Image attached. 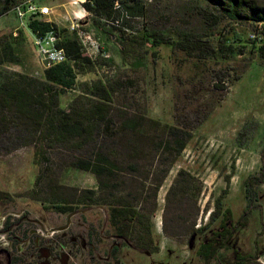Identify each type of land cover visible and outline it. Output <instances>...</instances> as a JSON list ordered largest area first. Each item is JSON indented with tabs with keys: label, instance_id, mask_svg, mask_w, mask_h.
Masks as SVG:
<instances>
[{
	"label": "trees",
	"instance_id": "trees-1",
	"mask_svg": "<svg viewBox=\"0 0 264 264\" xmlns=\"http://www.w3.org/2000/svg\"><path fill=\"white\" fill-rule=\"evenodd\" d=\"M25 1L31 0H2L0 16ZM187 5L184 13L198 18L201 25L198 31L134 30L129 22L142 18L144 0L80 3L91 25L104 33L118 51L124 70L135 73L134 63L146 56L152 61L160 60L158 51L165 48L168 64L180 68L190 63L202 78L209 76L212 89L225 92L238 80L235 68L229 65L233 58L253 51L264 57V46H254L264 44V0H188ZM25 29L31 38L49 31L55 33L59 39L55 46L64 52L66 62L45 67L41 78L0 71V155L30 147L31 163L37 170L32 187L25 192L29 200L61 216L100 209L105 217L106 234L126 240L136 251L156 252L150 221L156 210L157 192L188 145L191 130L209 112L202 107L188 109L189 102L183 104L178 93L173 100L172 124L150 118L142 110L131 112L118 105L117 95L125 85L133 87L135 81L121 83L118 78L105 77L104 81L77 84V75L95 64L105 65L106 61L100 58L91 61L76 38L50 22L26 20ZM247 30L253 32V39L247 37ZM13 42L0 38V66L18 63ZM196 75L194 72L187 82ZM74 90L62 105L60 97ZM188 97L183 95V100ZM246 126L245 122L236 134L237 145L242 144L247 134L249 125ZM258 160L256 176L244 180L247 204L237 226H244L247 212L255 208L251 206L256 200L253 185H264V148L259 151ZM64 168L90 174L96 191L59 185L58 175ZM229 178L230 175L223 177L225 185ZM199 190L197 180L179 169L164 195L165 201L193 202L177 217L186 231L194 227ZM225 195L226 187L213 199V211L207 213L206 226L215 218L221 219L218 230L212 231L197 248L196 256L205 264L212 261L228 264L221 255L216 257L219 250H231L227 241L232 233L224 226L231 218L230 211L222 209L221 203ZM7 197L8 194L0 192V201ZM163 234L171 239L178 232L172 228V232ZM253 259L254 256L235 255L233 264H249Z\"/></svg>",
	"mask_w": 264,
	"mask_h": 264
},
{
	"label": "rangeland",
	"instance_id": "rangeland-1",
	"mask_svg": "<svg viewBox=\"0 0 264 264\" xmlns=\"http://www.w3.org/2000/svg\"><path fill=\"white\" fill-rule=\"evenodd\" d=\"M83 1L31 0L36 6L49 8V16L42 20H55L56 27L63 29L71 38L75 39V36L63 27H67L70 19L75 17L80 22L87 23L83 26V31L93 40H98L105 57L92 56L93 51L89 50L87 52L82 50V52L87 57L89 54L88 58L91 61L100 58L106 61V64L98 63L92 68L85 69L83 73L77 75V84L96 80L104 81L105 77L118 78L121 83L128 80L135 81L133 87L123 85L124 87L118 91L117 97L120 98L118 105L128 108L131 112L142 110L146 116L157 119L161 123L172 124L173 100L177 93L183 104L189 102L188 109L202 107L209 112L205 120L191 130L188 145L181 152L176 164L169 170L162 187L158 190L157 211L153 219L154 231H157L156 241L160 248L193 251L194 238H186L184 225H179L177 221L182 211L193 205V202L178 200L174 202L170 199L165 201V192L176 172L181 169L192 175L200 188L195 199L198 213L194 225L202 226L206 223V212L212 209L213 199L225 187L226 195L222 199V206L232 210V222L237 220L246 203L243 193L244 180L247 177L256 176L259 167V151L264 148V57H259L253 51L233 58L229 65L235 68L238 80L225 92L212 89L209 76L205 75L202 78L199 71L193 69L190 63L180 68L168 64L165 48L158 51L160 60L152 61L149 56H146L134 63L135 73L128 72L120 66L119 53L114 45L105 39L104 33L91 25L89 15L80 6ZM1 3L2 0L0 5ZM187 4L188 0H144L145 12L142 18L133 19L129 24L138 32L149 29L165 32L170 28L198 31L201 28L198 18L188 15V12L184 13L185 8L188 7ZM65 9L68 11L63 14L62 11ZM25 25L26 20L19 21L12 10L0 16V38L14 40L13 49L18 58L16 65L5 64L0 66V71L20 72L41 78L45 65L36 54L32 38L26 31ZM245 33L253 34L249 30ZM260 44L264 46L263 43H256L254 46L257 47ZM194 72H197L196 77L187 82ZM75 92V90L66 91L60 97L62 105ZM183 95L189 96L188 100H183ZM214 102L217 103L214 104ZM245 122L247 126L249 125V129L245 138L242 139V144L237 145L236 134ZM36 170L31 163L30 147L0 155V192L8 194L6 200L0 201V223L6 215L22 218L23 221L15 232L16 235L19 237L22 230L28 231V235L33 233L32 242L29 243L32 245V250L26 246V240L17 246V252L22 253L23 257L19 264L28 262L32 264H117L107 255L108 249L114 242L102 235V230L98 228L97 220L103 219L104 215L102 210L90 209L61 216L44 208L39 202L27 198L25 192L32 187ZM226 175H230L227 185L223 180ZM57 182L63 187L78 190L90 189L94 185V179L90 174L68 168L60 171ZM253 195L258 207L249 211L245 225L235 229L229 244L237 253L244 255L252 253L254 243L256 248L263 246L258 260H253L249 264H264V185H253ZM172 228H175L179 235H184L177 242L166 240L163 234V232L165 234L172 232ZM89 231L92 234L90 239L87 235ZM97 232L98 241L94 236ZM1 237L3 239V235ZM1 241L4 245L3 240ZM117 260L119 264H161L163 262V260L155 259L154 255L137 252L127 247L121 250ZM153 261L155 263H152ZM169 263L167 259L166 264Z\"/></svg>",
	"mask_w": 264,
	"mask_h": 264
},
{
	"label": "flooded vegetation",
	"instance_id": "flooded-vegetation-1",
	"mask_svg": "<svg viewBox=\"0 0 264 264\" xmlns=\"http://www.w3.org/2000/svg\"><path fill=\"white\" fill-rule=\"evenodd\" d=\"M222 203V202H221ZM247 202L245 203L244 209L246 207ZM251 204H254L255 208L258 207L257 206V201H252ZM1 205V204H0ZM227 208V207H223L222 209ZM230 211V220L227 221L224 226L228 229V231H230L231 237L228 239L227 244L231 247V250L229 252H223L222 250L217 251L216 257L219 258L218 255H221L222 258L225 259V261H227L228 264H233L234 261V257L235 255L238 256H254L253 260H258V255L260 253V249L261 248H256L255 243H254V249L252 251V253L244 255V254H240L237 253L235 249L232 248V246L229 244L235 229L237 227H243V226H237V221L239 220L240 216L243 214L244 209L241 210V214L239 215V217L237 218V220L235 222H232V210L230 208H227ZM94 210H98V209H94ZM252 210V209H251ZM213 211V205H212V209L208 210V212H212ZM239 211V210H238ZM250 211V210H249ZM247 212V215L250 214V212ZM206 212V216L205 218L207 219L206 223L208 222V218H207V213ZM198 213V212H197ZM0 214H1V210H0ZM56 214V213H55ZM258 214V213H256ZM58 215V214H57ZM215 217H217V215H214ZM155 215L153 214V216L151 217V238L153 240L154 245L157 247L156 252L154 253H148L145 251H137V252H141V253H145L148 255H154L155 259H159V260H163V262H161V264H166V260L169 259V264H205V262L203 260H201L199 257L196 256V251L197 248L199 246L200 243H204L207 241V239L210 236V233L212 231H217L218 230V223L220 221V217L215 218L214 222H211L210 224H208L206 226V223H204L202 226L198 225H194L193 230L190 231H186L185 232V237L187 238H194V250L193 251H180V249H168V248H164L161 250H164L165 253L163 256H159L158 250L160 249V245L159 243L156 241V236L157 234L154 231V224H152V221L154 219ZM247 220V217H246ZM22 218H12V217H8L7 215L3 218L2 222L0 223V237L3 235V239L2 237L0 238V264H19L23 257H22V253H18L17 252V246L18 244H23L24 240L27 241V245L29 247V249L32 250V245L29 244L30 242H32V237H33V233L31 232L28 235V231L26 230H22L19 237L16 235V231H18V228L20 226V223L22 222ZM98 228H100L102 230V235H104L107 238H110L111 241H113L114 243L110 246V248L107 251V255L109 256L110 259L114 260L117 264L118 263V256L120 255V252L123 248L127 247V248H131L129 246V244L127 243L126 240L124 239H119L111 234H106L105 233V217L103 215V219H98ZM102 223V224H101ZM22 225V224H21ZM245 225V224H244ZM28 229V228H27ZM222 230V229H220ZM176 231V229H175ZM195 231V232H194ZM9 234V235H7ZM88 238H92V234L90 233V231L88 232ZM184 235H177L175 238H171L168 239L167 237H165V239L167 240H171L174 242H177L180 237H183ZM96 238V241H98V232L94 235ZM36 238V236H35ZM4 242V245H2V241ZM8 242V244L6 243ZM256 242V241H255ZM98 243V242H97ZM179 243V242H178ZM4 246V247H2ZM112 249H116V252H112ZM132 249V248H131ZM134 250V249H133ZM136 251V250H135ZM192 252V253H190ZM185 257H187V259L185 260ZM183 258V259H182ZM252 260V261H253ZM152 263H155L154 261ZM168 263V262H167ZM27 264H32L31 262H28ZM212 264H219L216 263L215 261H212Z\"/></svg>",
	"mask_w": 264,
	"mask_h": 264
},
{
	"label": "built area",
	"instance_id": "built-area-1",
	"mask_svg": "<svg viewBox=\"0 0 264 264\" xmlns=\"http://www.w3.org/2000/svg\"><path fill=\"white\" fill-rule=\"evenodd\" d=\"M12 12L19 21L42 20V18L47 17L50 14L49 8L38 7L31 1H25L18 4L12 9ZM83 26H85L84 23L73 17L68 22L66 30L75 36L76 41H78L82 50L85 52H87V50L93 51L92 56L98 55L105 57L104 53L101 51L100 45L98 44V40H93L88 33L84 32ZM248 38L253 39L254 36L249 34ZM58 40V37L52 31H49L39 37L35 36L32 38L34 50L40 61L44 63L45 67L55 66L66 62L64 52L55 46ZM88 57H90L89 54Z\"/></svg>",
	"mask_w": 264,
	"mask_h": 264
},
{
	"label": "crops",
	"instance_id": "crops-1",
	"mask_svg": "<svg viewBox=\"0 0 264 264\" xmlns=\"http://www.w3.org/2000/svg\"><path fill=\"white\" fill-rule=\"evenodd\" d=\"M38 7H45V6H38ZM63 7V6H62ZM67 11L68 10H63L62 11V13L63 14H66L67 13ZM47 22H50V23H52V24H54L55 26H57L56 25V23H55V20H53V21H50V20H46ZM84 25H87V23H85ZM63 28H66V27H63ZM192 176V175H191ZM193 177V176H192ZM164 183V182H163ZM171 185V184H170ZM162 187V186H161ZM160 187V188H161ZM159 188V189H160ZM90 190H93V191H96V183H95V181H94V185L90 188ZM158 193V192H157ZM157 196V195H156ZM158 198V197H157ZM157 198H156V202H157V204H156V207H157V205H158V201H157ZM156 211H157V209L155 210V213H156ZM155 213H154V215H155ZM152 219V218H151ZM152 224H153V221H152ZM154 226V225H153ZM155 233L157 234V231L155 230ZM164 253H165V251L164 250H161V248L158 250V253L157 254H159V256H163L164 255ZM183 259V258H182Z\"/></svg>",
	"mask_w": 264,
	"mask_h": 264
}]
</instances>
